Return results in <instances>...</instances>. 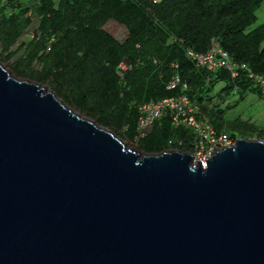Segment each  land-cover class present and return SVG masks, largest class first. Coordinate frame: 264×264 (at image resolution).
I'll return each instance as SVG.
<instances>
[{
    "label": "water",
    "instance_id": "1",
    "mask_svg": "<svg viewBox=\"0 0 264 264\" xmlns=\"http://www.w3.org/2000/svg\"><path fill=\"white\" fill-rule=\"evenodd\" d=\"M142 155L0 63V264H264V140Z\"/></svg>",
    "mask_w": 264,
    "mask_h": 264
},
{
    "label": "trees",
    "instance_id": "2",
    "mask_svg": "<svg viewBox=\"0 0 264 264\" xmlns=\"http://www.w3.org/2000/svg\"><path fill=\"white\" fill-rule=\"evenodd\" d=\"M155 1L0 0V51L12 59L37 18L34 37L20 45L16 73L51 83L59 98L130 143L137 138L139 106L180 96L217 133L250 137V120L231 115L249 96L264 99V25L251 30L264 0ZM213 43L239 67L235 77L227 69L199 67L190 57L189 51L208 53ZM123 63L130 67L121 75ZM195 141L193 130L176 128L165 116L138 148L147 155L191 153Z\"/></svg>",
    "mask_w": 264,
    "mask_h": 264
},
{
    "label": "built area",
    "instance_id": "3",
    "mask_svg": "<svg viewBox=\"0 0 264 264\" xmlns=\"http://www.w3.org/2000/svg\"><path fill=\"white\" fill-rule=\"evenodd\" d=\"M151 1L156 4L155 0ZM33 37L34 35L32 34L31 38ZM47 52H50V47ZM189 55L199 67L207 68L209 71L223 68L233 73V77H235L239 68L216 43H213L210 51L204 55H198L192 51H189ZM129 67L128 63H123L120 66L119 74L123 75L129 70ZM244 68L245 66L242 67V69ZM251 78L261 81L254 76H251ZM178 82V80L173 82L169 89H174ZM138 110L140 117L137 125V142L150 134L156 122L167 116L176 128L185 127L194 130L197 138L191 154L193 155L194 163H202L203 167L207 166L206 159L209 161L221 149L236 144V140L230 139L228 134L217 133L214 128L198 120V109L185 96L151 102L139 106Z\"/></svg>",
    "mask_w": 264,
    "mask_h": 264
},
{
    "label": "rangeland",
    "instance_id": "4",
    "mask_svg": "<svg viewBox=\"0 0 264 264\" xmlns=\"http://www.w3.org/2000/svg\"><path fill=\"white\" fill-rule=\"evenodd\" d=\"M257 23L251 27V30H254L262 25H264V4L261 6L260 9L257 11ZM37 18L33 20V24L30 27V29L24 34V36L20 40V44H18L14 49L13 52L15 53V56L12 59H8V54L3 53L0 51V63L5 67V69L15 78L20 80H31L30 78H26L23 76H19L16 71V62L20 60V58L24 54V49L20 46L21 44H27L30 41L32 32L37 27ZM36 81V80H34ZM33 81V82H34ZM40 84V83H39ZM42 88H45L47 92L54 93L58 98V92L52 87L51 83L46 84H40ZM63 101V103L74 113H76L78 116L85 120H90L92 122H95L93 118H91L88 114L77 108L75 105L69 104L67 99L59 98ZM233 118H237V116H241V122L247 124L248 120H250V125L247 126V134L250 137H244L243 139L248 140H259L257 139L258 136H260L264 140V99H258L255 96H249L245 102H243L236 111L233 112L231 115ZM228 121L233 122L234 119L230 118ZM96 123V122H95ZM100 126V125H99ZM103 127V126H101ZM105 128V127H104ZM112 131L111 129H109ZM127 128L124 129L123 132H125ZM117 137H119L123 143L125 144L126 148L129 150H133L139 154L147 155L144 153L140 148H138L139 144L136 140H134L133 143H130L126 141L125 138L122 137V134L119 132L112 131ZM242 132V131H240ZM246 132V131H245ZM244 132V133H245ZM193 133L195 135V138H197L196 133L193 130ZM237 140V139H236ZM170 151V150H169Z\"/></svg>",
    "mask_w": 264,
    "mask_h": 264
},
{
    "label": "clouds",
    "instance_id": "5",
    "mask_svg": "<svg viewBox=\"0 0 264 264\" xmlns=\"http://www.w3.org/2000/svg\"><path fill=\"white\" fill-rule=\"evenodd\" d=\"M237 140H238V139H237ZM237 140H236V141H237Z\"/></svg>",
    "mask_w": 264,
    "mask_h": 264
}]
</instances>
